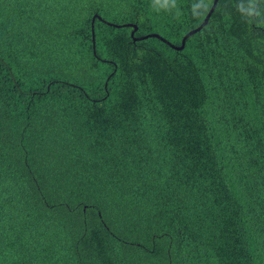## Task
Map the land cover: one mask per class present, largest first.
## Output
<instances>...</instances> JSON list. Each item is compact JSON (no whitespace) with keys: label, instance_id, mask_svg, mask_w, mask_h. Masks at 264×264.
<instances>
[{"label":"trees","instance_id":"16d2710c","mask_svg":"<svg viewBox=\"0 0 264 264\" xmlns=\"http://www.w3.org/2000/svg\"><path fill=\"white\" fill-rule=\"evenodd\" d=\"M213 3L0 0V264H264V0L177 48Z\"/></svg>","mask_w":264,"mask_h":264},{"label":"water","instance_id":"95a60500","mask_svg":"<svg viewBox=\"0 0 264 264\" xmlns=\"http://www.w3.org/2000/svg\"><path fill=\"white\" fill-rule=\"evenodd\" d=\"M218 1H219V0H214V3H213V5H212V7H211L209 13L207 14V16H206L204 22H203L199 27H197L196 29H193V30L189 31V32L184 36V38H183V40H182V45H181L180 47H177V46H176L177 48H180V49L184 48V46H185V44H186V40H187V38L190 37L192 34L196 33L197 31L201 30V29H202V28L208 23V21H209L211 15H212V13L214 12V10H215L216 7H217ZM131 25H132V24H131ZM133 26H134V31H132V36L134 37L135 40H137V39H145V38L153 37V36H155V37H159V38L165 40V38H163L160 34H157V33H153V34H149V35H145V36H141V37H135V32L138 30V26H137L136 24H134ZM165 41H166V40H165Z\"/></svg>","mask_w":264,"mask_h":264}]
</instances>
